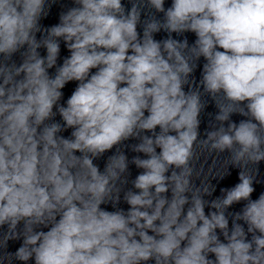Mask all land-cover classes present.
Segmentation results:
<instances>
[{"label": "clouds", "instance_id": "obj_1", "mask_svg": "<svg viewBox=\"0 0 264 264\" xmlns=\"http://www.w3.org/2000/svg\"><path fill=\"white\" fill-rule=\"evenodd\" d=\"M74 3L58 24L42 29L47 0H0V227L8 226L0 248L23 236L0 264H264V193L251 199L255 178L245 171L264 161V0H172L167 9L165 0H140L127 13L121 0ZM145 5L164 19L148 18L141 38ZM161 30L169 37L157 41ZM185 32L195 33L193 45L171 36ZM60 38L70 56L51 77ZM21 49L22 63H8ZM201 57L200 85L219 109V127L199 140L206 105L199 88L186 93L183 86L196 68L190 60ZM71 81L79 83L60 105ZM220 95L226 103L216 102ZM54 106L63 127L46 123ZM233 113L248 119L237 125ZM64 128L74 129L71 139L58 135ZM146 131L152 136L141 135ZM129 138L140 140L133 151L148 158L132 159L144 171L133 181L139 191L124 194L127 213L109 212L100 206L118 203L128 159L110 156L103 172L93 159ZM198 141L210 152H228L229 166L240 169L239 183L221 189L208 215L203 197L215 186H194L190 166ZM173 166L179 171L166 175ZM242 200L230 231L226 210ZM41 226L50 228L37 231Z\"/></svg>", "mask_w": 264, "mask_h": 264}, {"label": "water", "instance_id": "obj_2", "mask_svg": "<svg viewBox=\"0 0 264 264\" xmlns=\"http://www.w3.org/2000/svg\"><path fill=\"white\" fill-rule=\"evenodd\" d=\"M48 4H50V8L48 9V15L43 17L40 20V25L42 29L50 28L59 23V17L62 12H66L69 8L76 7L74 0H47ZM122 5L125 8V11H129L133 5V3H140V0H121ZM172 0H165L164 7L165 9L171 7ZM155 17L158 20L164 19V14L156 12L154 9L147 7L146 5L143 6L141 11V22L137 25V31L140 34V37L143 36V23L146 22L148 18ZM46 35L45 32H38L36 33L37 40L42 39V37ZM173 39L183 40L187 39L189 45H193L195 40L197 39L195 33L193 32H185L181 35L176 33L171 34ZM169 37V33L164 30H161L157 33L153 34V38L157 41H162ZM60 52L57 58V64L53 68L56 70L57 67L62 66L63 61L65 58L70 56V51L66 47L65 41L60 38ZM222 51V49H220ZM40 56L45 57L47 55L46 48L40 47L38 49ZM130 54V53H129ZM190 63L195 66L193 73L189 76V84L183 86V90L187 93L190 90H195L199 88L202 93L201 99L202 102L205 103V107L199 114V128H198V139H206L207 132L213 131L219 127V123L215 120V116L218 114L219 109L216 106L215 101L211 98L210 95L203 92V86L200 85V81L202 78V71L203 65L206 63L205 59L201 57L198 61L190 60ZM98 69H91L90 75L95 74ZM75 87L78 85V81H71ZM126 85H121V87ZM217 103H226L223 100L222 95L217 96L215 98ZM246 103V102H244ZM148 115V112L145 111V116ZM248 117L242 116L239 113H233L230 117V121L236 123L237 125L241 120H246ZM225 127H227V122H225ZM160 131L159 126L156 128V132ZM175 135V133H170ZM141 135H148L152 136L151 132H143ZM194 156L190 161V166L195 169L196 171L206 175L207 177L219 182L220 184L232 188L237 183H239V172L240 169L237 167L229 166L231 164V159L228 152L224 153H217V152H210L207 148H203L198 141L196 144L193 145ZM256 168L258 171L256 172ZM248 174L254 176L255 180L253 183V187L255 191L251 194V199L256 200L264 193V161H261L258 165H248L245 169ZM227 172L230 174L227 175ZM221 176H224L223 179H220Z\"/></svg>", "mask_w": 264, "mask_h": 264}]
</instances>
